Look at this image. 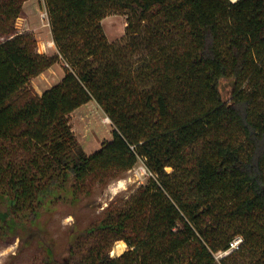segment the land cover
<instances>
[{
    "label": "trees",
    "instance_id": "16d2710c",
    "mask_svg": "<svg viewBox=\"0 0 264 264\" xmlns=\"http://www.w3.org/2000/svg\"><path fill=\"white\" fill-rule=\"evenodd\" d=\"M24 1L0 0V239L36 234L45 264H217L236 238L221 263L264 264V0H44L54 55L17 32ZM109 10L127 14L118 42ZM59 57L69 70L34 93ZM92 98L113 129L88 154L69 114ZM139 158L154 176L54 252L46 215Z\"/></svg>",
    "mask_w": 264,
    "mask_h": 264
},
{
    "label": "rangeland",
    "instance_id": "374dc122",
    "mask_svg": "<svg viewBox=\"0 0 264 264\" xmlns=\"http://www.w3.org/2000/svg\"><path fill=\"white\" fill-rule=\"evenodd\" d=\"M46 13L44 0H25L22 12L16 18L15 28L19 33L29 32L33 35L35 49L38 53L54 55L57 50L52 40L49 18ZM101 25L107 40L110 43L118 42L126 35L127 14L109 10L101 19ZM51 41L53 43L49 45ZM67 70H69V67L65 66L64 60L59 57V60L51 67L31 78L29 87L34 93L41 95L45 89L59 81ZM219 88L223 98L230 100L233 79H220ZM69 124L77 142L88 154L100 148L102 143L110 140L112 136V122L94 98L69 114ZM144 162V159L139 158L132 168L116 172L115 175L109 176L105 183L95 182L91 194L82 199L77 205H60L58 209L48 213L44 218L46 221V237L54 246V252L59 253L65 250L66 243L69 240V232L74 227L83 228L90 222L99 220L104 209L110 204L122 205L128 201L137 188L146 183L151 177L141 174L140 166ZM166 171H171V168H166ZM120 180L123 181V187L119 186ZM111 188L116 189L112 194L109 192ZM29 237L31 238L29 242H25L19 236L6 241L0 239V264H45V261H43L45 258L44 249L37 242V235L33 233ZM41 238H43V235ZM237 240L235 238L233 243ZM127 249L126 244L123 252ZM111 250L110 255L117 257L118 255L112 254ZM215 260L217 264H223L220 262V257L216 256ZM234 263H236V260L226 262V264Z\"/></svg>",
    "mask_w": 264,
    "mask_h": 264
},
{
    "label": "built area",
    "instance_id": "2783aa9c",
    "mask_svg": "<svg viewBox=\"0 0 264 264\" xmlns=\"http://www.w3.org/2000/svg\"><path fill=\"white\" fill-rule=\"evenodd\" d=\"M229 1L235 2L237 0H229ZM52 43H53V41L49 42V45H52ZM64 65L69 67L68 63H66V62L64 63ZM140 170H141V174H143V175H146V176H154V174L150 170H148L146 168L145 164H142V166H140ZM238 242H239V239L237 240V242L236 241L234 242L235 244L232 242L231 245H230V248L228 250H226V251H219L216 254V256L221 257V256L229 253L231 250H233L234 248H236V244Z\"/></svg>",
    "mask_w": 264,
    "mask_h": 264
},
{
    "label": "bare ground",
    "instance_id": "6f19581e",
    "mask_svg": "<svg viewBox=\"0 0 264 264\" xmlns=\"http://www.w3.org/2000/svg\"><path fill=\"white\" fill-rule=\"evenodd\" d=\"M122 184H123V181L122 180H120V182H119V186H122ZM123 187V186H122ZM115 188H111L110 190H109V192L112 194V193H114L115 192ZM125 242L123 241V240H118V241H116L115 242V244H114V246H113V248H112V250H111V253L112 254H117V255H119L120 253H122L123 252V250L125 249Z\"/></svg>",
    "mask_w": 264,
    "mask_h": 264
}]
</instances>
